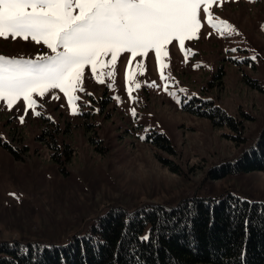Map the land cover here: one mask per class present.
Listing matches in <instances>:
<instances>
[{
	"label": "rangeland",
	"instance_id": "1",
	"mask_svg": "<svg viewBox=\"0 0 264 264\" xmlns=\"http://www.w3.org/2000/svg\"><path fill=\"white\" fill-rule=\"evenodd\" d=\"M209 9L210 16L198 10V38L183 50L175 40L165 46L166 79L154 49L134 59L122 52L114 68L98 66L93 74L85 66L75 93L78 114L59 89L34 95L27 115L22 97L12 109L0 100V241L63 245L87 236L111 206H172L225 191L264 201V171L207 179L212 166L239 156L264 128V0H213ZM49 54L31 38H0L6 58ZM195 97L223 109L236 127L187 111Z\"/></svg>",
	"mask_w": 264,
	"mask_h": 264
},
{
	"label": "snow or ice",
	"instance_id": "2",
	"mask_svg": "<svg viewBox=\"0 0 264 264\" xmlns=\"http://www.w3.org/2000/svg\"><path fill=\"white\" fill-rule=\"evenodd\" d=\"M212 3L213 0H0V38H31L51 50V54L38 56L36 60L0 55V100L12 109L14 102L22 97L27 115L29 109L36 107L34 95L43 97L49 90L59 89L72 114H78L74 101L79 97L75 93L82 83L85 66L90 65L93 74L97 73L98 66L114 68L122 52L131 53L134 59L154 49L161 79H166L163 69L167 65L161 63V57L167 55L165 46L175 40L183 50L185 41L198 38L201 28L198 10L203 6L204 14L210 16ZM208 23L217 28L211 19ZM220 25L231 30V25L223 20ZM109 56L110 59H105ZM107 75L113 77L114 73L110 71ZM131 76L129 70L127 77ZM96 79L103 83L99 76ZM167 89L165 85L166 92ZM169 95L175 96V93ZM132 116H136L135 109ZM19 119L24 123V115ZM196 213V207L189 202L181 218L160 220L154 230L168 229L173 234L180 232L190 236ZM249 226L250 220L245 219L246 234ZM88 239L94 247L106 243L91 236ZM139 242L154 244L158 241L152 235H145ZM121 245L122 241H118L117 246Z\"/></svg>",
	"mask_w": 264,
	"mask_h": 264
},
{
	"label": "trees",
	"instance_id": "3",
	"mask_svg": "<svg viewBox=\"0 0 264 264\" xmlns=\"http://www.w3.org/2000/svg\"><path fill=\"white\" fill-rule=\"evenodd\" d=\"M247 82L255 86L253 81ZM195 99L185 106L187 111L216 126L236 127L234 119L212 101ZM51 139L55 142L52 135ZM242 150L236 158L212 166L207 179L264 171V128L254 144ZM189 202L197 209L190 236L154 230L160 220L181 218ZM245 219L250 220L247 234ZM87 234L74 235L63 245L0 241V264H264V201L225 191L213 197H184L172 206L144 203L133 210L111 206L96 218ZM145 235L158 242L141 244L139 238ZM89 236L106 243L94 247ZM118 241H122L119 247Z\"/></svg>",
	"mask_w": 264,
	"mask_h": 264
}]
</instances>
